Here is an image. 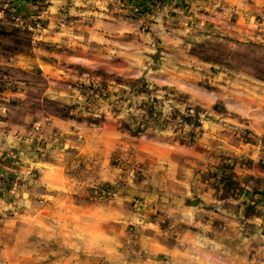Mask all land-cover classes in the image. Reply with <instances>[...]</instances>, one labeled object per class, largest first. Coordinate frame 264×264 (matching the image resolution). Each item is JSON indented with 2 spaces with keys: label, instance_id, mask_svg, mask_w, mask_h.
Listing matches in <instances>:
<instances>
[{
  "label": "rangeland",
  "instance_id": "1",
  "mask_svg": "<svg viewBox=\"0 0 264 264\" xmlns=\"http://www.w3.org/2000/svg\"><path fill=\"white\" fill-rule=\"evenodd\" d=\"M51 4L0 0V254L18 248L0 264L259 257L264 8L249 27L220 0H109L90 19ZM101 12L110 38L129 23L138 73L120 74L127 61L83 34ZM54 118L74 120L72 133ZM188 157L189 193L172 194L165 173Z\"/></svg>",
  "mask_w": 264,
  "mask_h": 264
},
{
  "label": "crops",
  "instance_id": "2",
  "mask_svg": "<svg viewBox=\"0 0 264 264\" xmlns=\"http://www.w3.org/2000/svg\"><path fill=\"white\" fill-rule=\"evenodd\" d=\"M54 2V4H51L50 6L53 9H58L60 6L63 7L64 3H68L71 4L72 7L71 9H77V6H79V10L81 11L80 14L83 15V19H90L91 17L89 16L91 13H97V11H94L93 8H97V3L98 2H104V5L109 3V0H71L70 2H67L66 0H52ZM218 1V0H217ZM222 3H229L228 8H230L231 10H234L237 12L238 14V21L241 22L242 20H244L249 27H252L254 25V18L256 13L258 12V10H261L264 8V0H220ZM85 6V7H83ZM230 6V7H229ZM235 12V13H236ZM101 15H104V17H101ZM112 15V14H111ZM110 17L108 15V13H98V17L96 19L99 20V26H89V28L87 29H82L83 30V34H85L86 32L88 33L87 35L91 36L92 39L98 41V42H106V46L109 49V56L111 58H114V56L121 58L122 60H126L127 62H125V66H122L120 68H117L120 72V74L123 75H127V74H131V73H138L140 70H135V69H129L135 60H138V62H140L141 60H143L144 55L138 52H135V50L132 49H136V47L134 48L133 46H131V43L128 41V37H130L129 34H125L124 32H126V30H129L130 26L129 23L127 22H121L122 25H117V31L120 33H122L121 37L122 38H118V39H113L110 38V36L113 35V27L114 24L112 25L109 22V28H108V22H106V19ZM174 19V18H172ZM176 20L179 21V17L176 16L175 18ZM180 23L176 22V26H179ZM102 25V26H100ZM112 27V28H111ZM178 28V27H176ZM175 28V30H176ZM245 27H243V25H238L236 26V29H244ZM119 29V30H118ZM80 31V30H79ZM86 31V32H85ZM247 32V31H246ZM251 32V28L248 29V34H250ZM79 33H82V31H80ZM106 37H105V36ZM114 36V35H113ZM120 36V35H119ZM115 53V54H114ZM124 62V61H123ZM167 65H172V63L168 60H163V68H166ZM172 67V66H171ZM112 69H115L114 67H112ZM172 76H169V79L172 80L171 78ZM174 82H178L176 77H174ZM45 124L44 121L37 123V124ZM50 127L54 128V127H58L60 129H62V131H65L66 133L68 132L69 134L72 133L70 130L73 131L72 126L76 125V122L74 120L71 119H61V118H54L53 120L50 121V123L48 124ZM72 125V126H71ZM214 128V127H212ZM70 129V130H69ZM191 163V158L188 157L185 160L182 159V161H172V165L169 167L166 176H167V187H169L170 189V193L172 194H188L189 193V186L191 185L192 182V177L195 175L194 171L192 169L191 166L187 165L186 163ZM178 163H181V165H178ZM192 170V171H191ZM200 210V206H198L195 209L189 210L187 208H182V212L186 213V214H192V216L195 214L198 215H202V211ZM113 223L108 222L107 221V226L105 228V234L106 237H108V231L112 232L113 229ZM111 237V236H110ZM74 241V240H72ZM96 241L93 240V237L90 238V245L89 247L92 249H95V251H97V247L96 246H91L93 243H95ZM87 244V242H86ZM111 244L110 242H106L105 244V248L107 250L108 245ZM88 245V244H87ZM179 248V247H178ZM17 250L18 248L13 247V251L11 253H6L4 251L1 252L0 257L3 259V257L6 258H10L12 256H16L17 255ZM172 252L174 254H178L177 249L176 248H172L171 249ZM224 253H219V254H212L209 252H206L205 250L203 251V255L201 257H197L194 256L193 259H188V257H180L181 255L177 256V260H179L178 262H176L175 260H170L167 261L166 264H188L190 262H200L202 264H264V249H263V253L261 255H259V257H254V258H250L249 261H246L244 258L246 257H240L239 261L237 260L238 257H235L234 261L233 257L230 256V258L227 256L229 255L227 253L226 250H224ZM28 252H31V256H33V252L34 250H28ZM45 252L47 253V251L45 250ZM44 253V252H43ZM45 254V253H44ZM262 256V257H261ZM249 257V256H248ZM1 259V261H2ZM243 259V260H242ZM193 260V261H192ZM146 263L147 259L145 258L144 260ZM160 262L162 260L158 259L155 260L154 262ZM161 263V262H160ZM161 264H165V261H163Z\"/></svg>",
  "mask_w": 264,
  "mask_h": 264
}]
</instances>
